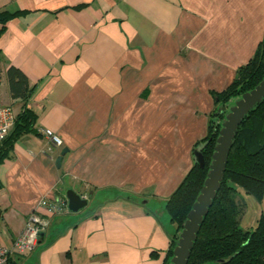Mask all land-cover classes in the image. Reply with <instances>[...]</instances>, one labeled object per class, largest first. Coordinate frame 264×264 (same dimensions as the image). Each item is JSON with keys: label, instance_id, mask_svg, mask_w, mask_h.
Returning a JSON list of instances; mask_svg holds the SVG:
<instances>
[{"label": "crops", "instance_id": "obj_1", "mask_svg": "<svg viewBox=\"0 0 264 264\" xmlns=\"http://www.w3.org/2000/svg\"><path fill=\"white\" fill-rule=\"evenodd\" d=\"M2 10L15 13L0 31L3 99L32 109L39 133L0 162V245L32 212L49 215L42 198L90 197L49 215L37 248L10 264H163L176 231L166 201L196 162L214 93L264 39V0H0ZM11 65L29 78L28 101L11 97Z\"/></svg>", "mask_w": 264, "mask_h": 264}, {"label": "trees", "instance_id": "obj_2", "mask_svg": "<svg viewBox=\"0 0 264 264\" xmlns=\"http://www.w3.org/2000/svg\"><path fill=\"white\" fill-rule=\"evenodd\" d=\"M14 16L15 13L10 11H0V31ZM6 78L11 97L28 101L32 86L25 72L11 65L6 70ZM263 78L264 39L254 56L239 68L230 85L214 93L216 109L211 114L207 136L197 144H201L199 149L204 155L205 166L195 162L166 201V210L176 225V231L171 239L168 258L163 264H171L176 241L207 178L225 119L220 110L229 109L235 100L253 89ZM215 118L220 120L215 121ZM36 125V113L25 105L17 114L12 131L0 143V162L9 155L10 148L20 136L29 132L39 133ZM240 190L260 202L264 199V100L246 115L238 129L221 188L201 225L188 264H264V213L253 229H243L240 222L243 209L236 199Z\"/></svg>", "mask_w": 264, "mask_h": 264}, {"label": "water", "instance_id": "obj_3", "mask_svg": "<svg viewBox=\"0 0 264 264\" xmlns=\"http://www.w3.org/2000/svg\"><path fill=\"white\" fill-rule=\"evenodd\" d=\"M264 100V78L253 89L244 92L230 106L229 110L221 109L220 113L225 114L222 122L217 143L212 155V161L209 165V171L204 185L187 215L183 229L173 249L171 264H188L191 251L197 239L201 225L208 215L209 209L221 188L224 175L227 169V163L234 139L246 115ZM68 148L62 150L57 159L58 166L61 165L62 156L66 154ZM196 162L205 166V158L200 149L195 150ZM69 211L78 213L85 209L89 204L90 197L83 196L72 188L66 190Z\"/></svg>", "mask_w": 264, "mask_h": 264}, {"label": "built area", "instance_id": "obj_4", "mask_svg": "<svg viewBox=\"0 0 264 264\" xmlns=\"http://www.w3.org/2000/svg\"><path fill=\"white\" fill-rule=\"evenodd\" d=\"M3 81V69L0 64V143L12 131L17 112L15 108L4 102L1 92ZM43 134L50 139L55 146H62L61 138L50 129H44ZM39 207L47 210L49 215H59L70 212L68 199L64 196L44 197L39 202ZM43 216L37 211L30 214L24 231L15 238L11 245H0V264H9V259L13 254L25 256L34 251L40 243L42 233L50 226V216Z\"/></svg>", "mask_w": 264, "mask_h": 264}, {"label": "rangeland", "instance_id": "obj_5", "mask_svg": "<svg viewBox=\"0 0 264 264\" xmlns=\"http://www.w3.org/2000/svg\"><path fill=\"white\" fill-rule=\"evenodd\" d=\"M219 120V118H215V121ZM236 199L243 209L241 227L245 230L253 229L257 224L258 217L262 212L264 213V201L260 202L253 195L246 194L244 191H240Z\"/></svg>", "mask_w": 264, "mask_h": 264}]
</instances>
